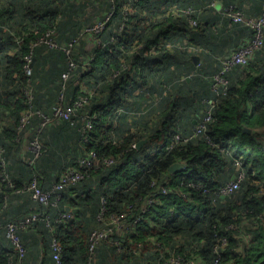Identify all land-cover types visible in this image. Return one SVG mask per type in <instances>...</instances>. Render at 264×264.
Returning <instances> with one entry per match:
<instances>
[{"label":"trees","instance_id":"obj_1","mask_svg":"<svg viewBox=\"0 0 264 264\" xmlns=\"http://www.w3.org/2000/svg\"><path fill=\"white\" fill-rule=\"evenodd\" d=\"M219 1L246 18L260 16L264 2ZM92 2L98 5L97 0H0V147L8 162L0 168V264H54L53 244L61 249L62 264H164L172 251L181 264H264V140L257 139L264 129V31L262 47L245 66L232 67L224 76L226 89L215 92L213 77L222 63L212 54L237 50L238 36L250 41L251 29L229 27L227 20L220 27L222 15L210 7L211 0H133L128 13V0H105L109 7L97 6L99 13L112 16L104 31L90 37L88 53L81 32L92 24L85 16ZM187 6L196 11L194 27L173 15ZM50 30L57 42L77 41L69 55L45 44L30 51ZM111 37L115 42L106 44ZM163 39L180 47L155 46L151 52ZM189 46L199 51L189 52ZM193 55L202 60L197 67ZM71 62L76 68L64 81ZM62 95L71 105L82 101L72 121L52 120L38 133L40 155L29 151L27 160L14 158L12 147L21 135L32 140ZM153 95L160 98L156 107ZM144 106L148 115L117 114ZM205 110L211 117L206 131L191 137ZM25 112L32 113L29 123L19 129ZM85 113L95 118L83 133ZM154 113L158 121L150 126ZM91 153L98 163L84 170L82 180L52 194L50 203L57 206L40 205L25 190L36 180L50 191L66 169L78 168ZM107 158L112 164L103 163ZM236 160L244 180L237 192L221 198L216 192L238 173ZM174 163L183 170L169 172ZM66 209L73 218L55 223ZM33 213L42 220L16 231L20 256L6 226ZM109 217L125 229L90 252V235L105 229Z\"/></svg>","mask_w":264,"mask_h":264},{"label":"built area","instance_id":"obj_2","mask_svg":"<svg viewBox=\"0 0 264 264\" xmlns=\"http://www.w3.org/2000/svg\"><path fill=\"white\" fill-rule=\"evenodd\" d=\"M109 2L113 3V0H108ZM133 0H128V3L125 5L126 7V13L130 11L131 4ZM218 2H211L210 7L217 10L221 15L228 19L230 24L233 23L240 24L243 27H247L253 31V37L250 39V41L246 42L244 45L239 47L237 50H234L228 57H226L221 64L220 71L213 77V85L212 88L215 92H218L220 90H225L227 82L224 78L225 74L234 66H245L248 61L254 56V53L260 49L263 45V31H264V2L262 5V13L260 16L255 18H246L244 13L240 11L235 6L230 7H217ZM196 11L192 6H187L179 10H174L173 15L175 16H182L186 19L187 24L190 27H194L197 25V21L195 18ZM112 16V11H107L104 14H102L98 19H96L95 23H92L91 25L85 27L83 31L81 32V35L86 36L88 38L100 34L106 26L110 22V18ZM123 28L121 26L119 29ZM54 30L48 31L44 37L38 39L36 42L32 43L30 45V51L33 50L35 46L45 44L50 48L62 50L67 55L70 54V50L65 49L63 45L61 47L58 46L57 41L54 40ZM115 37H111L109 41L106 44L114 43ZM77 41H73L70 43V47L75 45ZM158 48L164 47L167 50H174L178 47H180L177 43L171 44L167 40L163 39L158 45ZM187 50L199 51L197 48L194 47H186ZM27 64L31 61V54L26 55L24 57ZM76 68L75 62H71L69 64V72L67 74L63 75V80L67 81L69 78V73ZM26 73L27 75L31 74V69L29 66H26ZM140 91H143L141 89ZM25 95L28 97V101L32 99V96L29 91H25ZM159 97L157 95H153L150 99L153 101V107H156L159 103ZM84 102V101H83ZM151 103V102H150ZM211 104V102H209ZM82 105V101L75 102L73 105H71L69 102L66 101L65 96H61L57 105L54 107L52 114L50 117H44L43 121L40 125V127L37 129V133L35 134V137L32 140H29V150L31 153L37 157L40 155V151L42 149L40 141L38 139V133L45 128L52 120L60 118L66 121H72V117H74L76 108ZM149 107L144 108L142 110H133L129 111L128 109H119L117 111V114H125L128 116L129 119L146 114L148 115ZM206 115L195 124V127L192 131L191 137H197L202 135L206 131L207 124L210 122V111L205 110ZM32 113L25 112L22 115V118L20 120V127L19 129H23L30 120ZM95 116L93 114H87L85 113L82 117L84 120V126H83V133H86L92 128V119H94ZM158 121V115L157 113L152 114L150 117H148L149 125H153V123ZM85 140L87 139V135L85 134ZM136 147V146H135ZM98 159L96 158L94 153H91L87 155L86 157L82 158L78 162V168L70 167L66 169L58 178V182L52 187L50 191H44L37 183L36 180H33L27 187L26 191L30 193L31 198L33 201L37 202L40 205L44 206H51L55 207L57 206V203H50V199L53 193L59 192L65 187H67L69 184H74L80 180H82L85 176L84 170L88 168L89 166H92L94 164L98 163ZM113 162V158H107L103 161L105 165H110ZM6 157L4 156V150L0 147V168H3L7 165ZM236 170L238 173L234 176V179H231L230 182L222 186L217 192L216 195L220 196L221 198H225L227 196L232 195L233 193L237 192L240 188L241 183L244 180L245 173L244 169L242 167V163L240 160L235 161ZM152 199L149 200V203H152ZM101 217V215H100ZM73 218L72 213L70 212H60L55 223H61L64 220H70ZM42 220V216L39 213H33L26 217H24L21 220H18L16 222H11L6 226V235L7 238L14 244L20 252V256L23 255V249L19 246V241L16 235V231L18 229H28L32 227L36 222ZM108 224L105 229L102 230H95L90 235L89 241H90V252L93 253L95 248L97 247L98 243L100 241H107L111 238V236L115 232H120L125 229V224L119 223L118 219L115 217H109L105 220ZM46 224L49 226L48 222ZM52 228V227H51ZM55 255H54V264H62L61 260V249L58 245L53 244ZM147 264H153V263H147ZM164 264H181V257L175 253V251H172L169 255V258L166 260Z\"/></svg>","mask_w":264,"mask_h":264},{"label":"crops","instance_id":"obj_3","mask_svg":"<svg viewBox=\"0 0 264 264\" xmlns=\"http://www.w3.org/2000/svg\"><path fill=\"white\" fill-rule=\"evenodd\" d=\"M72 1H76V0H72ZM98 1V0H97ZM215 1H217V0H211V2H215ZM101 1L99 0V3H100ZM219 4L218 5H221V2L219 1L218 2ZM211 4V3H210ZM88 7H91V4L90 5H88ZM97 7V6H96ZM91 9V8H90ZM217 11V10H216ZM96 12H99V9H98V7L96 8ZM224 20H226V19H222L221 18V20L219 21V26L221 27L222 26V24H224ZM87 22H93V20H92V18H90ZM243 27V26H242ZM247 28V27H246ZM228 29H230L229 27H228ZM238 36V35H237ZM238 38H239V40H240V46H242V45H244L246 42H248L249 41V38L246 36V35H244V36H238ZM88 39V42L91 40V39H89L88 37H86L85 38V40H87ZM59 41L61 42V40L59 39ZM157 43V42H156ZM159 44V42L156 44V45H154L151 49H150V51L151 52H155V46H156V48H158L157 47V45ZM239 46V47H240ZM230 50V51H229ZM169 51H172V50H169ZM189 52H191L192 50H188ZM232 49H229L228 47H225V50L224 51H220V50H217L214 54H212V56L211 57H213L215 60H216V62L220 65V63H222V61L226 58V57H228V55H230L232 52ZM198 52V51H197ZM207 53H208V50L206 51ZM193 56H197V57H199L198 55H193ZM192 56V57H193ZM203 60H204V58H203ZM202 60H201V58H199V62H198V65L200 64V62H201ZM193 63H194V61H193ZM198 65H195V63H194V66L195 67H197ZM216 65V64H215ZM189 77L187 78V80L189 81ZM196 121H194V123H195ZM4 124H6V125H8V121H5L4 122ZM258 133H259V135L257 136V139H259L260 140V138L261 139H263L264 140V129H260V130H258ZM30 134H28V133H25V135L23 136V135H21V138H20V142H16L17 144H15L13 147H12V156L14 157V158H16V159H19V158H21L22 160L24 159V160H27L28 158H29V140H27L26 138L29 136ZM7 143H8V141H7ZM10 146V145H9ZM233 177V176H232ZM232 179V178H231Z\"/></svg>","mask_w":264,"mask_h":264},{"label":"rangeland","instance_id":"obj_4","mask_svg":"<svg viewBox=\"0 0 264 264\" xmlns=\"http://www.w3.org/2000/svg\"><path fill=\"white\" fill-rule=\"evenodd\" d=\"M101 2L99 3V0H98V7H109L108 6V3H106L105 4V0H100ZM96 3L95 2H92V4H91V7H88L87 8V12H86V14H85V16H87L88 18H92V20H93V22L92 23H95V21H96V19H98L101 15H100V13L99 12H96ZM217 7L219 8L220 6H218L217 5ZM91 8V9H90ZM214 9V8H213ZM218 12V11H217ZM221 14V13H220ZM222 18H224L223 16H222ZM224 19H226V18H224ZM227 21H229L228 19H226ZM230 27V26H229ZM90 39V38H89ZM57 41V40H56ZM85 42H86V45H85V43H84V45H85V48H86V52H88V53H90V51H91V49H92V47H93V42H91V40L88 42V39L87 40H85ZM57 44H58V46L59 47H61L62 45H63V47L65 48V49H69V47L71 46L70 44H66V43H64L63 41H58L57 42ZM234 50H236V48H234V49H232V51H234ZM230 51V50H229ZM231 51V52H232ZM86 93V92H85ZM242 238L244 239V241H248V237L247 236H245V235H242ZM226 246V243H223V247H225Z\"/></svg>","mask_w":264,"mask_h":264},{"label":"water","instance_id":"obj_5","mask_svg":"<svg viewBox=\"0 0 264 264\" xmlns=\"http://www.w3.org/2000/svg\"><path fill=\"white\" fill-rule=\"evenodd\" d=\"M192 60L194 61L195 65H198V62H199V57L197 56H193L192 57ZM246 132H250V130L248 129H244ZM147 142V139H144L142 141H140L136 147L137 148H140L143 144H145ZM184 166L180 163H174L170 168H169V172L171 173H174V172H177V171H181L183 170ZM235 177L233 176L232 179H234ZM65 212H70L69 209H66Z\"/></svg>","mask_w":264,"mask_h":264}]
</instances>
